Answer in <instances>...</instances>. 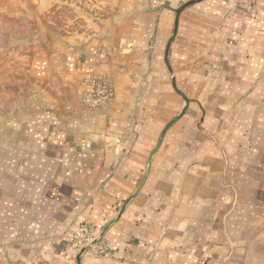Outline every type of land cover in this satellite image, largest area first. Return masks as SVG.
Masks as SVG:
<instances>
[{"label": "crops", "instance_id": "obj_1", "mask_svg": "<svg viewBox=\"0 0 264 264\" xmlns=\"http://www.w3.org/2000/svg\"><path fill=\"white\" fill-rule=\"evenodd\" d=\"M0 264H264V0H0Z\"/></svg>", "mask_w": 264, "mask_h": 264}, {"label": "built area", "instance_id": "obj_2", "mask_svg": "<svg viewBox=\"0 0 264 264\" xmlns=\"http://www.w3.org/2000/svg\"><path fill=\"white\" fill-rule=\"evenodd\" d=\"M114 98V90L105 82L94 85L85 92L83 104L88 109L100 108ZM71 247L83 253L88 249H94L99 255H106L108 247L98 234L97 230L89 223H82L70 237Z\"/></svg>", "mask_w": 264, "mask_h": 264}, {"label": "rangeland", "instance_id": "obj_3", "mask_svg": "<svg viewBox=\"0 0 264 264\" xmlns=\"http://www.w3.org/2000/svg\"><path fill=\"white\" fill-rule=\"evenodd\" d=\"M14 28V27H13ZM22 30H15L13 29L11 32H9V35L13 38V39H10V41H6L7 43H16V40H15V36H20V35H24V43H35L34 41V38H33V28L28 25V26H23L21 27ZM30 50V49H29ZM28 50V51H29Z\"/></svg>", "mask_w": 264, "mask_h": 264}, {"label": "water", "instance_id": "obj_4", "mask_svg": "<svg viewBox=\"0 0 264 264\" xmlns=\"http://www.w3.org/2000/svg\"><path fill=\"white\" fill-rule=\"evenodd\" d=\"M194 2H195V1H194ZM194 2H191V3L187 4V5H185L181 10H183V9L186 8L187 6L193 4ZM181 10L179 11V13L181 12ZM178 15H179V14H178ZM185 100H186V99H185Z\"/></svg>", "mask_w": 264, "mask_h": 264}]
</instances>
